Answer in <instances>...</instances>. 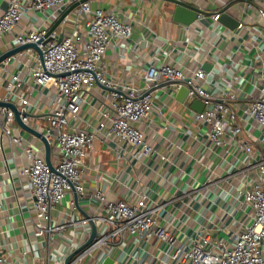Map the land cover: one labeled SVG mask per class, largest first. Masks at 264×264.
<instances>
[{
  "label": "built area",
  "instance_id": "2783aa9c",
  "mask_svg": "<svg viewBox=\"0 0 264 264\" xmlns=\"http://www.w3.org/2000/svg\"><path fill=\"white\" fill-rule=\"evenodd\" d=\"M78 1L81 0H8L7 8L0 15V39L7 33H15L23 18L31 12L37 10L42 15V23H36L24 32L16 31L14 35V47L41 41L42 56L35 49H27L0 64V101L14 103L22 122L46 137L51 146V167L46 161L44 142L24 130L17 123L14 111L5 106H0V137H6L27 159V164L19 170L25 180L22 207L34 212L35 238L46 241L49 247L54 242L64 246L55 253H50L53 248H49L47 257L54 264H66L67 257L89 239L94 223L97 228L95 239L80 249L70 264H98L101 254L107 258L129 238L136 241V246L146 257L150 256L152 246L157 247L158 254L151 256L160 264H264V152L239 139L248 122L264 129V70L254 84L255 92L245 102H238L239 96L233 92L226 93L225 98H217L206 85L209 74L204 69L205 59L195 56L193 60L198 65L193 68L184 66L182 59L160 63L158 54L148 55L143 84L132 79L116 80L107 75L105 57L111 49H131L134 16L121 6L103 8L88 0L63 19L59 25L60 33L56 29L48 34L53 23ZM182 1L209 11L203 5L204 0ZM229 1L241 3L243 13H248L249 18L253 14L264 29V0ZM221 9L216 6L211 15L216 21V12ZM205 16L199 13L198 19L203 20ZM147 29L148 35L141 40L157 41L159 35L152 26ZM165 43L173 48L183 46L179 48V54L190 56L183 40L173 43L167 39ZM161 49L162 46H158L156 52ZM97 86L107 89L108 102L99 112L98 121L91 124L83 119L82 111L84 106L92 104V90ZM169 86L175 93L182 87L188 89L184 103L198 99L204 105L203 110L194 112L191 119L192 125L206 127L204 137L208 148L223 146L229 136L244 152L242 166L231 173L244 177L233 188V197L250 208L248 220L251 222H241L231 242L214 239L208 232L201 238L184 241L178 232L159 222V206L149 201L145 191L137 194L133 188L131 193L137 194L134 200L116 199L100 189L90 190L84 180L88 168L86 160L95 151L97 142L108 145L120 168L122 164L157 153L158 145L153 136L160 135V130L167 132L163 137L170 143L168 134L174 130L192 134L189 128L168 119L166 125L161 124L169 105L166 100L160 101L158 90ZM45 90L52 98L50 108L34 115L30 110L32 99ZM234 101L241 114L232 106ZM21 131L29 133L32 139L25 138ZM194 138L197 139L198 134ZM177 147L181 148V145ZM3 148L1 142L0 150ZM106 176L112 185L119 173H106ZM190 189L188 183L183 192ZM69 194L92 205L93 210L82 218H64L61 207L66 200L73 202L68 200ZM54 212L57 218L63 217L61 221L54 220ZM67 231L71 235L66 239ZM33 246L29 240L21 252L20 263L28 257L44 258ZM131 256L139 264L140 257ZM0 264H14L11 254L1 248Z\"/></svg>",
  "mask_w": 264,
  "mask_h": 264
},
{
  "label": "crops",
  "instance_id": "0c3cea01",
  "mask_svg": "<svg viewBox=\"0 0 264 264\" xmlns=\"http://www.w3.org/2000/svg\"><path fill=\"white\" fill-rule=\"evenodd\" d=\"M92 3L103 8L118 5L134 16L135 32L130 39L131 49L108 51L105 57L108 76L123 81L132 79L143 84L145 58L148 55L158 54L160 63L182 59L184 66L193 68L198 65L194 63L195 56L205 59L204 69L209 74L206 85L217 98H225L226 93L233 92L239 96L238 102H245L255 92L254 84L264 70V29L253 14L249 18L248 13H243L241 3L219 0L218 4V0H204L203 5L209 12H215L218 5L226 8V12L239 21L234 29L216 21L211 15H206L203 20L198 19L190 25L178 23L173 20L176 5L162 0H92ZM7 5L8 0H0V15ZM262 5L264 6V1ZM41 16L37 10L25 16L16 30L17 33L27 31L36 23H42ZM149 25L159 35L157 41L141 40L144 35H148ZM57 29L60 33L61 28ZM16 31L7 33L0 39V54L14 47ZM167 39L173 43L174 40H183V45L189 48L190 56L180 55L179 48L183 46L170 47L165 43ZM140 40L142 43L138 44ZM158 46H162V51L157 53ZM209 65L211 67L207 68ZM46 92L47 90L32 99L30 110L34 115L50 108L52 98ZM158 92L160 101L166 100L169 105L161 124L166 125L168 119L189 128L192 134L174 130L168 134L172 141L170 143L163 137L167 132L160 130V135L153 136L154 143L158 145L157 153L143 160L122 164L120 168L116 166L113 152L108 145L97 142L95 151L86 160L88 168L84 180L90 190L100 189L116 199L134 200L138 191H145L149 201L159 206V222L178 232L184 241L201 238L208 232L214 239L231 242L241 222L250 221V208L241 205L233 197V188L244 177L239 173H231L242 166L244 152L238 149L229 136L223 146L208 148L204 137L206 127L192 125L191 119L194 112L203 110L202 102L198 99L190 103L181 102L177 99L178 93L173 92L170 86ZM108 93L101 86L92 90V104L84 106L82 111L86 122L94 124L98 121L99 112L108 102ZM231 104L239 114L242 113L236 101ZM21 132L25 138L32 139L26 131ZM197 134L196 139L194 135ZM239 139L248 141L255 149L264 152V129L256 123L248 122ZM1 142L4 143V148L0 150V248L11 254L14 264H54L47 257V253L50 250V253H55L64 246L54 242L49 247L46 241L35 238L34 212L22 207L25 180L19 170L27 164V159L6 137H0ZM177 145H181V148ZM106 173H119L118 179L111 185L107 181ZM188 183L191 189L184 193L183 187ZM133 188L137 194L131 193ZM68 200L73 202L66 200L61 207L64 218H82L93 210L92 205L83 201H78L77 204L75 194H69ZM55 212L54 220L61 221L63 217L57 218ZM70 235V231H67L66 239ZM29 240L44 258L28 257L20 263L21 252ZM149 251L150 256L146 257L145 252L136 246V241L129 238L120 248L113 249L108 257L113 259V264H136L131 255L140 257L139 264H160L152 259V256L158 254L157 247L152 246ZM102 257L101 254L98 264L106 259Z\"/></svg>",
  "mask_w": 264,
  "mask_h": 264
},
{
  "label": "water",
  "instance_id": "95a60500",
  "mask_svg": "<svg viewBox=\"0 0 264 264\" xmlns=\"http://www.w3.org/2000/svg\"><path fill=\"white\" fill-rule=\"evenodd\" d=\"M88 0H81L78 1L74 4H72L60 17L59 19L52 25V27L49 30L48 34H51L52 32H54L59 25L61 24V22L63 21V19L73 10L75 9L80 3L85 2ZM162 1H166L172 4H175L176 7L174 9L173 12V20L178 22V23H182V24H186V25H190L193 22H195L198 19L199 13L205 14V15H212L215 12H209L206 10H202L194 5H191L187 2H184L182 0H162ZM216 14H218V21L221 22L222 24L228 26L229 28H236L239 25V21L236 20L235 18H233L230 14H228L226 12V8H222L221 10L217 11ZM41 42V41H40ZM40 42H26L20 45H17L3 53L0 54V64L5 61L6 59L21 53L27 49H35L41 56H42V50L39 46ZM211 66L209 65L207 68H210ZM188 95V89L186 87H182L177 94V99L181 102H184L186 96ZM0 106H5L8 108H11L14 111V115L16 118L17 123L27 132L35 135L36 137L40 138L44 144H45V156H46V161L49 164V166L51 167V159H50V153H51V146L49 144V142L47 141L46 137L36 131L35 129H33L32 127L24 124L21 120L20 117V111L18 110V108L16 107V105L14 103H7V102H1L0 101ZM204 108V105H202ZM202 111V110H201ZM26 115V114H25ZM77 204H78V200H77ZM92 226V232L91 235L89 237V239L83 244V246H81L79 249L75 250L73 253H71L67 259H66V264H70V260L71 258L79 252L80 249H82L83 247L87 246L88 244H90L96 237L97 234V228L96 225L94 223L91 224ZM102 264H113V259L111 257H107L104 262Z\"/></svg>",
  "mask_w": 264,
  "mask_h": 264
}]
</instances>
